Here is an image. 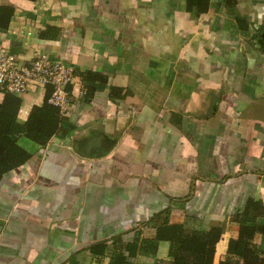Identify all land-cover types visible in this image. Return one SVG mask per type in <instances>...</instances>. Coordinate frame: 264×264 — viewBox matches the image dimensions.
<instances>
[{
    "label": "crops",
    "instance_id": "0c3cea01",
    "mask_svg": "<svg viewBox=\"0 0 264 264\" xmlns=\"http://www.w3.org/2000/svg\"><path fill=\"white\" fill-rule=\"evenodd\" d=\"M0 6L14 8L0 48L73 71L61 129L45 147L21 137L30 158L0 181V264H108L134 240L132 264H170L168 243L142 244L166 224L219 228L213 264L224 261L247 200L264 211V0H210L200 18L186 0ZM44 95L20 97L17 123ZM252 243L264 252V234Z\"/></svg>",
    "mask_w": 264,
    "mask_h": 264
},
{
    "label": "trees",
    "instance_id": "16d2710c",
    "mask_svg": "<svg viewBox=\"0 0 264 264\" xmlns=\"http://www.w3.org/2000/svg\"><path fill=\"white\" fill-rule=\"evenodd\" d=\"M209 2L210 0H186V11L200 18L207 13ZM235 2L236 0H225V5L226 7L234 6ZM13 13L12 6H0V31L8 28ZM94 76L93 73L87 72L83 74V79L91 80ZM66 89L70 94L71 85H68ZM44 90L42 105L31 109L23 125L16 121L21 98L0 91L3 94V100L0 102V181L8 173L27 163L30 158L29 153L18 145L21 137L39 147H45L61 129L66 119V114L61 115L59 109L48 102L52 88L47 86ZM70 98L71 94L69 101ZM263 214L259 201L247 200L242 213L238 216V236L228 241L226 249L228 256L219 264H235L233 257L241 259L242 264H264V252L258 250L252 243L256 234H264V227L256 222V219ZM220 238L219 228L197 229L189 232L183 224H166L157 227L154 237L142 244L144 243L143 247L153 250L155 254L160 242L168 243L170 264H213L215 246ZM139 249L138 240H134L123 249L120 248L111 253L108 264H132L130 261ZM107 250L104 243L91 245L88 249L98 258L105 257Z\"/></svg>",
    "mask_w": 264,
    "mask_h": 264
},
{
    "label": "built area",
    "instance_id": "2783aa9c",
    "mask_svg": "<svg viewBox=\"0 0 264 264\" xmlns=\"http://www.w3.org/2000/svg\"><path fill=\"white\" fill-rule=\"evenodd\" d=\"M72 68L60 61L41 54L31 61H24L0 48V91L17 97L26 95L30 89L47 86L52 88L49 104L65 115L70 102L67 86L72 84Z\"/></svg>",
    "mask_w": 264,
    "mask_h": 264
},
{
    "label": "water",
    "instance_id": "95a60500",
    "mask_svg": "<svg viewBox=\"0 0 264 264\" xmlns=\"http://www.w3.org/2000/svg\"><path fill=\"white\" fill-rule=\"evenodd\" d=\"M99 141L97 138L92 140V144H90L89 140L86 141H78L77 144L80 148V151H82L84 154H86L85 150H91L92 146H95L96 144H98ZM104 151L100 148V147H96V151L94 152V156L95 158H100L104 155ZM88 155V154H87Z\"/></svg>",
    "mask_w": 264,
    "mask_h": 264
}]
</instances>
